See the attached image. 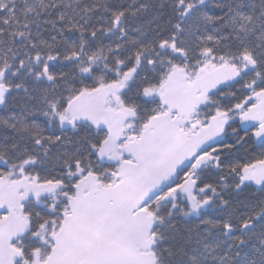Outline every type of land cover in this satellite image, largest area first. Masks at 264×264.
<instances>
[{
	"label": "snow or ice",
	"instance_id": "6c2138e0",
	"mask_svg": "<svg viewBox=\"0 0 264 264\" xmlns=\"http://www.w3.org/2000/svg\"><path fill=\"white\" fill-rule=\"evenodd\" d=\"M0 264H264V0H0Z\"/></svg>",
	"mask_w": 264,
	"mask_h": 264
}]
</instances>
